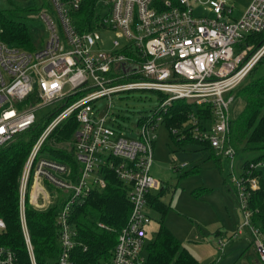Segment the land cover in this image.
I'll use <instances>...</instances> for the list:
<instances>
[{
  "label": "built area",
  "instance_id": "obj_1",
  "mask_svg": "<svg viewBox=\"0 0 264 264\" xmlns=\"http://www.w3.org/2000/svg\"><path fill=\"white\" fill-rule=\"evenodd\" d=\"M82 1L43 0L45 5L35 17L43 24L46 37L35 51L0 41V147L34 125L40 110L55 103L63 106L33 146L20 181L19 219L30 264L36 262L25 221L29 179H40L67 196L56 216L60 251L55 264H73L70 257L77 244L76 231L68 223L71 205L81 202L91 189L105 188L98 173L101 168L111 170L127 187L131 207L109 260L101 264H145L146 246L154 238L148 233L152 218L147 206L150 193L159 190L150 168L155 131L163 124L161 113L175 100L209 105L212 118L205 125L192 118L183 131L172 134L178 139L191 135L233 162L235 152L227 134L234 98L224 94L238 88L264 56V43L254 51L241 46L245 36L264 32V0H252L237 19L225 0H100L103 12L96 27L79 33L72 14ZM102 31L113 33L108 51L99 47ZM136 90L160 93L167 99L150 118L142 120L139 139L129 140L107 125V114L95 115L94 103ZM33 93L37 101L19 108ZM71 99L73 103L66 105ZM72 115L78 129L68 145L79 165L76 180L67 165L37 158L47 136ZM260 166L264 163L251 165L248 173ZM231 185L243 215L234 238L249 234L258 261L264 264V234L252 225L246 202L247 188L258 190V180L233 175ZM54 196L56 201L57 193ZM28 203L38 206L37 199L28 197ZM5 228L0 218V233ZM218 244L223 254L225 244L220 240ZM0 264L20 263L11 249L1 246Z\"/></svg>",
  "mask_w": 264,
  "mask_h": 264
},
{
  "label": "trees",
  "instance_id": "obj_2",
  "mask_svg": "<svg viewBox=\"0 0 264 264\" xmlns=\"http://www.w3.org/2000/svg\"><path fill=\"white\" fill-rule=\"evenodd\" d=\"M44 5L45 3L42 2L39 6H31L24 10L18 7L9 9L0 7V41L25 51L37 50L32 42L31 27L25 20L35 18ZM102 12L100 0H83L80 9L72 14L76 30L79 33L93 30ZM263 43L264 32L245 36L241 46L242 48L251 46L254 51ZM236 89L234 98L243 100L245 106L237 118H231L227 140L235 152L234 157L237 151L252 154V157L246 158L241 164L238 176L258 180V190L251 191L247 188L246 202L247 209L251 213L252 225L264 234V178L257 171L258 169L248 173L251 165L264 163V56ZM158 94L160 103L167 99L166 95ZM35 101L37 99L35 100L33 93L18 107ZM62 108L63 106L60 105L55 106L54 110L42 117L37 116L34 125L0 147V218L6 225L5 230L0 233V247L11 249L20 264H30L19 219V189L23 168L38 138ZM210 108L209 105L197 106L187 100H175L161 114L163 124L167 126L170 136L175 137L178 144L198 143L205 146L204 150L209 151L211 159L221 162V158L217 157L216 152L207 143H200L191 135L185 139H178L179 136L172 134L173 130L183 131L184 126L190 124L192 118L200 122V126L205 125L212 118ZM141 123L142 121L139 126ZM77 129L75 116L66 118L47 136L37 156L39 159L45 158L67 165L72 169L73 180L78 176L79 165L73 157L72 149L68 152L52 147L71 142ZM192 172L191 170L185 175H190ZM98 173L105 181V188L95 187L81 202L71 205L68 223L76 231L77 244L70 257L73 264H101L109 260L117 234L125 226L130 214L127 187L107 168L99 169ZM30 181L31 178L27 184L28 190ZM51 189L53 193H57V200L46 209L32 208L28 203V194L25 197V221L36 264H55L59 256V229L56 216L63 208L67 196L54 188ZM227 189L239 208L240 200L236 190L233 186ZM148 200L164 220L169 207L159 200V194L157 197H149ZM145 257V264H200L164 226L163 221L152 241L146 246Z\"/></svg>",
  "mask_w": 264,
  "mask_h": 264
},
{
  "label": "rangeland",
  "instance_id": "obj_3",
  "mask_svg": "<svg viewBox=\"0 0 264 264\" xmlns=\"http://www.w3.org/2000/svg\"><path fill=\"white\" fill-rule=\"evenodd\" d=\"M225 1L233 8L235 19L241 17L252 2V0ZM42 2L43 0H0V7L4 9L18 7L24 10L31 6H39ZM25 21L31 27L33 44L37 48L41 47L46 37L43 24L37 17ZM101 37L103 44L99 47L108 51L111 48L113 33L102 31ZM236 90L224 94V97L234 98ZM73 101L71 99L69 104ZM58 104L40 110L37 113L38 118L54 110L55 106L59 107ZM159 105L158 93L136 90L115 94L110 100L103 98L96 101L94 113L96 116L107 114L108 126L129 140H138L140 122L150 118ZM108 106L109 113L106 112ZM244 106L243 100L234 98L230 105L231 118H237ZM155 136L150 175L160 184V188H163L159 193V200L169 207V211L163 220L154 207L147 206V213L152 218L148 228L149 236L155 235L163 221L164 226L200 264H256L257 256L250 235L244 232L242 237L233 240L240 213L233 197L226 189L228 185L231 186L234 173L236 175L239 172L241 164L246 158L252 157V154L237 151L233 159L235 168L232 174L230 159L222 158L221 162H215L198 143L178 144L176 139L171 138L166 125H159ZM69 143L57 144L52 149L58 147L59 150L69 152L71 150ZM191 170L195 171V174L186 176L185 173ZM257 171L264 178V166H260ZM39 185H43L42 181ZM31 193H36L33 177L29 185V195ZM39 198L44 201V197ZM219 240L225 244L226 250L222 259L219 253Z\"/></svg>",
  "mask_w": 264,
  "mask_h": 264
},
{
  "label": "crops",
  "instance_id": "obj_4",
  "mask_svg": "<svg viewBox=\"0 0 264 264\" xmlns=\"http://www.w3.org/2000/svg\"><path fill=\"white\" fill-rule=\"evenodd\" d=\"M162 125H165V124H162ZM187 126V124L184 126V128ZM174 136V135H173ZM172 138V137H171ZM175 138V137H174ZM188 143V142H187ZM154 145H155V141H154V144H153V152H154ZM202 148L204 149L205 148V146H202ZM205 152H208L209 153V151L208 150H204ZM217 155V154H216ZM209 157H210V153H209ZM217 157H219V158H226V157H222V156H219V155H217ZM228 159V158H227ZM232 174H233V172H234V160H233V162H232ZM150 170H151V168H150ZM175 171L177 172L178 171V169H175ZM195 174V171H193L190 175H194ZM234 175H235V173H234ZM238 175H240L239 174V172L235 175V176H238ZM35 180V179H34ZM42 180H40V179H38V180H35V186H36V193H31L30 195H29V190H28V197H30V199H37L38 200V206H37V208L36 209H45V208H47L48 206H50V205H53L56 201L54 200L55 198V196H54V193L52 192V191H50L51 190V187L50 186H48L46 183H44L43 181H42V184L43 185H39V182H41ZM45 185V186H44ZM232 186V185H231ZM47 187V188H46ZM229 187V185L226 187V189ZM49 190V191H48ZM228 190V189H227ZM163 191V188L161 189L160 188V184H159V190L158 191H153V192H151L150 193V195H149V197H157V195L159 194V193H161ZM157 194V195H156ZM44 197V201H42V200H40V198L39 197ZM50 196H52L53 198H51ZM149 201V200H148ZM150 204V207H154L151 203H149ZM237 207V206H236ZM155 209V208H154ZM237 209H238V211H239V213H240V219H239V221L237 222V226L240 224V222H241V219H242V215H241V212H240V210H239V208L237 207ZM156 210V209H155ZM157 211V210H156ZM155 211V212H156ZM237 226H236V228H237ZM236 228H235V231H236ZM244 235V233L242 234V235H240L239 237H242ZM174 236V235H173ZM219 237V236H218ZM239 237H237V238H239ZM237 238H233V240L234 239H237ZM177 239V238H176ZM179 241V240H178ZM180 242V241H179ZM225 251L226 250H224L223 251V254H221L220 252V254H221V259L224 257V255H225ZM255 252V251H254ZM255 255H256V253H255ZM257 256V255H256ZM256 264H260L259 263V261H258V258H256V262H255Z\"/></svg>",
  "mask_w": 264,
  "mask_h": 264
}]
</instances>
